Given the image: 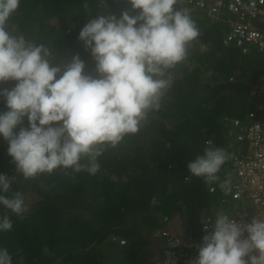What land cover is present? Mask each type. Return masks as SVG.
<instances>
[{"label":"trees","instance_id":"obj_1","mask_svg":"<svg viewBox=\"0 0 264 264\" xmlns=\"http://www.w3.org/2000/svg\"><path fill=\"white\" fill-rule=\"evenodd\" d=\"M214 1L179 0L176 7L190 12L199 35L171 70L160 109L139 132L106 147L95 175L57 169L25 179L0 137V173L9 175L12 190L21 192L29 207L19 217L8 211L13 227L0 232V247L9 250L14 264H155L167 247L155 229L164 224L175 230L185 212L189 218L182 228L201 241L200 215H210L214 204L204 184L195 177L185 181L188 163L209 141L233 154L243 144L232 123L246 121L252 112L264 118V53L255 48L244 54L235 44L226 45L239 14L228 8L234 0H222L219 7ZM125 10L135 14L128 0H21L8 28L44 43L65 62L79 54L92 71L94 62L77 39L80 29L100 13L119 17ZM253 88L261 95H252ZM225 174L220 172L219 180ZM221 190L217 184L215 197ZM173 214L176 219L164 223Z\"/></svg>","mask_w":264,"mask_h":264},{"label":"clouds","instance_id":"obj_2","mask_svg":"<svg viewBox=\"0 0 264 264\" xmlns=\"http://www.w3.org/2000/svg\"><path fill=\"white\" fill-rule=\"evenodd\" d=\"M251 1L232 3L242 10ZM178 2L128 0L134 15L125 10L117 17L108 11L89 19L77 37L94 62L93 70L86 71V62L79 54L65 62L44 43L10 31L8 22L21 0H0V85L12 83L11 87H0V137L7 141V154L18 173L25 179L57 169L95 175L100 168L98 158L106 147H116L126 136L139 132L149 114L160 109L172 82L171 70L186 59L189 44L199 35L190 12L177 8ZM243 11L248 19V11ZM238 14L239 19L232 20L233 30L243 22V15ZM258 18L252 21L264 28V14ZM229 35L226 45L235 44L244 54L255 48L264 53L254 44L238 45ZM256 94L261 92L253 88L252 95ZM232 126L242 147L228 156L224 148L209 141L203 154L187 165L190 175L185 181L195 177L204 184L214 204L210 215H200L206 221V234L191 264H264V215L243 225L223 212L206 220L222 209L253 215L263 208L253 197H234L239 176L236 162L249 149L247 142L238 139V134L247 138V130L235 122ZM223 171L224 179L219 180ZM217 184L222 187L218 198ZM0 209L5 210L0 214V232L13 227L8 211L18 217L29 211L23 194L12 190L6 173H0ZM188 215L185 212L178 223L186 221ZM170 219H176V214L167 215L164 223ZM167 226L154 231L167 243L163 257L155 264L165 259V264H175L169 252L180 247V240L194 242L189 234L192 230L182 228L180 232L179 227L172 230ZM119 241L127 244L123 237ZM0 264H14L6 247H0Z\"/></svg>","mask_w":264,"mask_h":264},{"label":"built area","instance_id":"obj_3","mask_svg":"<svg viewBox=\"0 0 264 264\" xmlns=\"http://www.w3.org/2000/svg\"><path fill=\"white\" fill-rule=\"evenodd\" d=\"M222 0H217L216 5H220ZM239 4L241 0H236ZM238 4L230 3L228 8L232 11L238 12L243 15V22L239 24L229 35V40L236 41L238 45L244 46L246 44L257 45L261 50H264V28L258 27L252 19H259L261 14H264V0L251 1L250 6L244 7L248 11V19H246V12L239 10ZM245 48H248L245 46ZM247 50V49H245ZM237 126L242 127V130H247V138L243 134H238V139L246 143L248 152L241 154V159L236 162L239 176L236 180L235 187L236 192L234 197L240 198L253 197L256 202L259 203V208L250 215L247 212L240 210L233 211L222 209L220 212H216L211 218L206 220H214L218 213H226L232 215L234 219L243 225L250 222L254 217L258 215H264V118H258L255 112L250 113L246 121L235 120ZM213 190V189H212ZM203 217V216H202ZM205 220L202 221V232H204ZM209 230L211 227L209 226ZM190 235H194V232H190ZM246 235V234H245ZM194 240V238H193ZM179 241V240H178ZM202 242L196 241H179V248L173 249L169 253L171 258L175 261V264H191V262L198 255V245ZM165 260L158 264H165Z\"/></svg>","mask_w":264,"mask_h":264},{"label":"rangeland","instance_id":"obj_4","mask_svg":"<svg viewBox=\"0 0 264 264\" xmlns=\"http://www.w3.org/2000/svg\"><path fill=\"white\" fill-rule=\"evenodd\" d=\"M257 51V50H256ZM186 222H179L176 223V225L179 227V231L181 232L183 225H185ZM169 228V226H167Z\"/></svg>","mask_w":264,"mask_h":264}]
</instances>
